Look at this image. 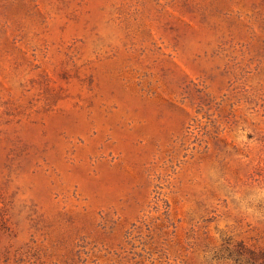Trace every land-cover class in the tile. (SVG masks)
I'll return each mask as SVG.
<instances>
[{
    "label": "rangeland",
    "instance_id": "1",
    "mask_svg": "<svg viewBox=\"0 0 264 264\" xmlns=\"http://www.w3.org/2000/svg\"><path fill=\"white\" fill-rule=\"evenodd\" d=\"M0 264H264V0H0Z\"/></svg>",
    "mask_w": 264,
    "mask_h": 264
}]
</instances>
